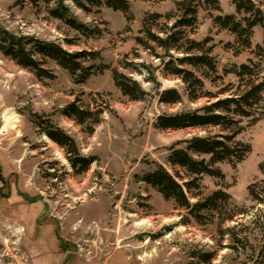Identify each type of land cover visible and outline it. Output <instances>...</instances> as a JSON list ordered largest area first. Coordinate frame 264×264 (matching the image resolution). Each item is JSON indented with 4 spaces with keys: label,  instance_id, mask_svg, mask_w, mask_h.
<instances>
[{
    "label": "rangeland",
    "instance_id": "374dc122",
    "mask_svg": "<svg viewBox=\"0 0 264 264\" xmlns=\"http://www.w3.org/2000/svg\"><path fill=\"white\" fill-rule=\"evenodd\" d=\"M180 1L129 0L130 21L106 6L85 12L67 1L78 22L102 31L87 37L50 16L44 5L0 0V33L6 30L100 56L83 61L93 66L92 74L77 82L51 60L43 67L53 78H39L0 50V264H264V101L253 117L242 119L237 140L251 147L245 159L236 165L218 163L224 178L204 176L198 189L184 187L191 204L217 191L227 193L228 201L219 200L218 210H202L197 220L145 181L158 166L180 184L188 181L185 170L170 165L171 148H185L182 141L218 131L156 127L158 116L209 102L191 100L187 85L136 42L147 13H175ZM192 1L199 13L190 36L209 39L207 47L217 61V74L204 68L210 78L196 71L206 91L218 93L233 85L222 97L235 94L242 64L253 63L263 80L262 27L254 28L251 47L245 48L214 18L234 15L243 21L249 14H238L233 0H217L218 8L205 0ZM253 1L264 10V0ZM114 69L139 81L150 95L142 101L123 95L115 85ZM149 71L162 90L177 89L183 101L161 103L154 84L146 81ZM74 101L84 109L103 111L92 134L65 115ZM46 121L73 138L81 155L96 158L87 172L72 168L66 150L44 133ZM251 189L261 194V201L254 200ZM207 254L211 259L206 261Z\"/></svg>",
    "mask_w": 264,
    "mask_h": 264
},
{
    "label": "trees",
    "instance_id": "16d2710c",
    "mask_svg": "<svg viewBox=\"0 0 264 264\" xmlns=\"http://www.w3.org/2000/svg\"><path fill=\"white\" fill-rule=\"evenodd\" d=\"M31 1L35 6L44 5L50 16L66 21L72 29L87 37L101 35L102 31L98 27L92 28L78 22L72 15L67 1L85 12L106 6L124 13L128 21L132 20L129 0ZM205 2L218 8L217 0H205ZM233 3L238 14L247 13L250 16L240 21L234 15H219L214 18V22L236 35L243 47L249 48L254 28L259 25L264 31V10L259 8L253 0H233ZM198 13L199 5L192 0L178 2L175 13L166 15L147 13L143 19L141 35L136 37L138 45L150 55L164 61V68L169 75L180 78L187 85L191 100L197 101L202 98L209 100L204 106L193 110L158 116L156 121V127L162 130L218 129L214 134L197 135L182 141L186 144L185 148H171L170 165L185 170L189 180L180 184L163 166H158L145 179L165 200H174L179 206L189 210L197 220L201 218L202 210H218V201L222 199L227 202L229 195L223 191H217L204 201L191 204L184 187L198 189L204 176L224 178L222 171L217 167L218 163L229 162L236 165L245 159L251 147L237 140V136L243 130L242 119L253 117L256 114V108L264 101V79H258L259 74L255 73L253 63L242 64L237 69L236 75L241 85L236 89L235 94L222 97L234 89L233 85L218 93L206 91L202 76L210 77L207 72L205 73L204 68L215 74L218 73V68L217 61L212 56V49L207 47L209 39L196 41L190 36L198 26ZM68 44L74 45L73 41H68ZM0 50L22 68L34 72L39 78H53V75L43 67L46 60H51L73 75L77 82H84L92 74L93 66H85L83 61L100 57L98 53L70 52L55 42L16 36L6 30L0 33ZM261 50L262 48L259 47V51ZM128 66H130L129 63L125 64V68ZM196 71L202 76L196 74ZM113 79L122 94L132 101H142L150 95L139 81L117 69L113 70ZM146 81L154 84V90L161 103L176 105L183 101L182 94L177 89L162 90L161 84L152 71H149ZM64 113L77 124L85 126L87 132L91 134L102 122V110L84 109L79 105V101L70 103ZM35 123L38 126L41 124L37 120ZM45 124L44 133L66 150L72 168L77 173L87 172L96 158L81 155L73 138L51 122L46 121ZM261 170L264 173V164ZM250 193L254 200L261 201V194L252 189ZM203 258L207 261L211 259V255L207 254Z\"/></svg>",
    "mask_w": 264,
    "mask_h": 264
},
{
    "label": "bare ground",
    "instance_id": "6f19581e",
    "mask_svg": "<svg viewBox=\"0 0 264 264\" xmlns=\"http://www.w3.org/2000/svg\"><path fill=\"white\" fill-rule=\"evenodd\" d=\"M10 119V117H6V121H8Z\"/></svg>",
    "mask_w": 264,
    "mask_h": 264
}]
</instances>
